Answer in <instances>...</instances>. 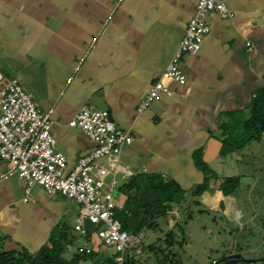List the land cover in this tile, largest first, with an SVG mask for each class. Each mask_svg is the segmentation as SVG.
<instances>
[{"label":"crops","instance_id":"1","mask_svg":"<svg viewBox=\"0 0 264 264\" xmlns=\"http://www.w3.org/2000/svg\"><path fill=\"white\" fill-rule=\"evenodd\" d=\"M196 1L0 0V73L17 79L42 109L53 108L50 132L68 169L96 146L68 124L81 105L107 110L117 127L130 130L132 142L122 145L115 173L121 203L119 187L140 173L161 175L185 190L174 210L201 203L206 191H193L206 175L196 157L209 166L220 159L235 117L244 120L264 88V0H223L231 16L207 15L212 32L180 62L185 82L164 78L168 93L138 111L177 50ZM228 156L239 159L234 151ZM98 161L109 164L106 157ZM8 167L0 159V175ZM218 184L210 185V198L223 210L227 195ZM22 194L16 175L0 179V251L34 253L50 236L71 229L80 210L76 201L41 186L32 189L35 201L24 202Z\"/></svg>","mask_w":264,"mask_h":264},{"label":"built area","instance_id":"2","mask_svg":"<svg viewBox=\"0 0 264 264\" xmlns=\"http://www.w3.org/2000/svg\"><path fill=\"white\" fill-rule=\"evenodd\" d=\"M210 12L221 18L231 16L223 0L196 1L195 14L187 21L177 50L140 102L139 112L148 108L160 93H168L164 78L185 82L180 62L184 54L196 53L203 37L212 32L207 19ZM246 44L248 49L253 46L250 41ZM53 111L42 109L17 79L4 80L0 73V159L9 166L0 179L16 175L23 184L24 202L35 201L32 197L35 186H41L46 194L58 193L76 201L80 210L71 231L77 250H90L92 239L87 225L91 224L102 245L113 249L115 264H125L141 240L139 235L122 229L116 217L122 203L115 193L118 187L115 173L120 168L122 145L132 142L131 132L117 127L107 110L88 103L81 105L68 124L82 130L96 146L68 169L66 156L55 148L50 132ZM104 157L109 159L108 165L99 163ZM110 175L112 178L107 181Z\"/></svg>","mask_w":264,"mask_h":264},{"label":"rangeland","instance_id":"3","mask_svg":"<svg viewBox=\"0 0 264 264\" xmlns=\"http://www.w3.org/2000/svg\"><path fill=\"white\" fill-rule=\"evenodd\" d=\"M235 120L232 125L235 132L231 133L230 142L243 145L233 150L239 159L221 155L210 166L216 176L211 178L209 185H214L215 181L219 183L225 177H239L238 187L222 203L224 209H220L216 199L210 198L211 186L201 203L191 204L188 208L189 204L176 206L175 212L185 230L186 242L178 252L183 264H210L229 253H242L247 258L249 249L264 250V136L244 144L243 120L240 121L239 117ZM237 210L241 214H236ZM158 222V229L144 232L141 238L143 245L161 239L174 224L173 220L163 218ZM75 247L74 243L64 252V257L69 259ZM102 252L94 258L80 260L78 264H103L113 249L104 246ZM133 253L139 256L142 264H156L155 255L141 250L140 246ZM263 256L260 254L256 258ZM242 262L233 264L247 263ZM250 264H264V260Z\"/></svg>","mask_w":264,"mask_h":264},{"label":"trees","instance_id":"4","mask_svg":"<svg viewBox=\"0 0 264 264\" xmlns=\"http://www.w3.org/2000/svg\"><path fill=\"white\" fill-rule=\"evenodd\" d=\"M242 127L245 136L244 144L251 140H260L264 136V88L258 90L253 96L249 115L243 120ZM231 137V135H226L221 140L220 155L226 156L236 148L243 146L231 144ZM196 163L206 175L204 181L193 191L196 196H200L208 190L209 181L216 175L210 166L202 160L201 155L196 157ZM238 184L239 177L230 176L222 178L218 187L224 195H228L238 187ZM119 190L125 195L122 208L116 213L122 229L131 231L142 238L145 231H155L159 228L158 219L174 221L173 226L164 233L161 239L146 245H143L141 239L137 248L140 246L141 250L153 253L156 264H183L181 258L178 257V252L186 242L185 230L173 204L181 205L185 190L171 180H164L161 175L149 173L136 174L133 180L122 184ZM198 203V200L195 201V204ZM87 227L88 236L92 239L88 252L76 250L69 259L64 257V252L75 243L71 229L66 227L58 235L50 236L48 242L34 253L25 249L0 251V264H78L80 260L94 258L99 253L102 243L93 234V226L88 224ZM219 260L212 261L210 264ZM237 261L242 260L238 259ZM104 263L115 264L114 256H108ZM125 264L142 263L139 256L133 253L130 258H126ZM243 264H250V262Z\"/></svg>","mask_w":264,"mask_h":264},{"label":"water","instance_id":"5","mask_svg":"<svg viewBox=\"0 0 264 264\" xmlns=\"http://www.w3.org/2000/svg\"><path fill=\"white\" fill-rule=\"evenodd\" d=\"M251 254L253 255V258H246V257H244V255L242 253L228 254V255L222 257L218 262H216L214 264H233L238 259L245 261V262H250V263L264 260V256L256 258L258 255L264 254V250L258 251L256 249H253V252Z\"/></svg>","mask_w":264,"mask_h":264}]
</instances>
